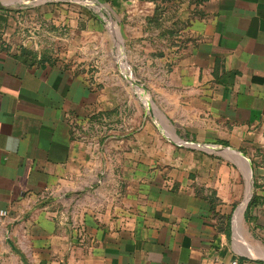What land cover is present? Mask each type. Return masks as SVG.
<instances>
[{
	"label": "crops",
	"instance_id": "crops-1",
	"mask_svg": "<svg viewBox=\"0 0 264 264\" xmlns=\"http://www.w3.org/2000/svg\"><path fill=\"white\" fill-rule=\"evenodd\" d=\"M0 1V264L264 262V0L122 1L147 97L101 25ZM174 133L250 159L249 215L246 158Z\"/></svg>",
	"mask_w": 264,
	"mask_h": 264
},
{
	"label": "rangeland",
	"instance_id": "rangeland-1",
	"mask_svg": "<svg viewBox=\"0 0 264 264\" xmlns=\"http://www.w3.org/2000/svg\"><path fill=\"white\" fill-rule=\"evenodd\" d=\"M46 0H42L43 4H45ZM119 4H113L110 0H59V19L63 21H74L75 23L78 22V27L80 30H85L86 26L90 24L95 34H92L90 37L97 38L98 34V26L101 25L100 29H103L101 32L100 37H104L103 34L108 38L107 40V48L106 58H107V65L113 66L116 70H121L125 73V76L128 77V81L131 79L136 81L139 85L140 96L147 97V93L143 90L147 84V74L149 73V68L146 60L145 49L142 47V42L137 40L133 41L134 46L136 47L139 44V47H136V51L139 54L138 56L133 55L130 51L131 46L123 40L124 31H122L121 27L124 28L125 25H129V23H134L135 16L132 14V8H128L126 11V17L120 16L117 13L122 6V1L126 0H118ZM142 2H154L151 0H139ZM156 6L159 4L162 7V3L158 1L157 3L154 2ZM134 8V6L132 5ZM64 12V13H62ZM152 17L147 16L146 20L148 25H154L157 27H162L160 24L157 25L156 21H150L149 19ZM123 18V19H122ZM47 21V20H45ZM159 22L160 19L158 20ZM175 30L173 29L174 32ZM64 32L68 33V31L64 30ZM106 32V33H105ZM126 32V31H125ZM166 33H169L167 31ZM171 35H173L171 33ZM96 44V43H95ZM130 47H129V46ZM95 53L98 54V47H94ZM160 53V52H158ZM157 53V54H158ZM123 63V64H122ZM126 80V79H125ZM125 85H129V83ZM146 93V94H145ZM151 101V100H150Z\"/></svg>",
	"mask_w": 264,
	"mask_h": 264
},
{
	"label": "water",
	"instance_id": "water-1",
	"mask_svg": "<svg viewBox=\"0 0 264 264\" xmlns=\"http://www.w3.org/2000/svg\"><path fill=\"white\" fill-rule=\"evenodd\" d=\"M42 0H24V1H20V2H24V3H28V4H32V3H39L41 2ZM0 4H2V1H0ZM132 81V83L134 85H138V83L134 80H130ZM151 112L153 113V109L152 107L150 108ZM160 115V117L167 122L168 118H166L160 111H157ZM174 137L178 140V142H181L182 144H185V145H189V146H193V147H197V148H201V149H204V150H208V151H212L214 153H228V152H236L238 154H240L241 156L245 157L246 160L248 161L249 163V172H250V189H249V194H248V197L246 198L244 204L242 205V212L244 213L245 210L247 209L248 207V204L253 196V193H254V176H253V166H252V163L250 161L249 158H247L245 156V154H243L242 152H240L239 150H236V149H230L229 147H220V146H217V145H213V144H206V143H198V142H188V141H182L179 137H177L175 135V133L173 134Z\"/></svg>",
	"mask_w": 264,
	"mask_h": 264
},
{
	"label": "trees",
	"instance_id": "trees-1",
	"mask_svg": "<svg viewBox=\"0 0 264 264\" xmlns=\"http://www.w3.org/2000/svg\"><path fill=\"white\" fill-rule=\"evenodd\" d=\"M110 1H112V3L113 4H119V1L118 0H110ZM151 1H154V2H158V1H160V2H165V1H170V0H151ZM162 13H163V7H161L159 4L156 6V10H155V13H154V15L149 19V22L150 21H156V24L157 25H159L160 24V22L158 21L159 19H160V17L162 16ZM169 33L171 34H173V32H170L169 31ZM257 184V183H256ZM257 195H254L253 196V198H252V200L250 201V204H249V206H248V209H247V212H246V214L247 215H249V211H250V209L253 207V206H255L256 204H257Z\"/></svg>",
	"mask_w": 264,
	"mask_h": 264
},
{
	"label": "built area",
	"instance_id": "built-area-1",
	"mask_svg": "<svg viewBox=\"0 0 264 264\" xmlns=\"http://www.w3.org/2000/svg\"><path fill=\"white\" fill-rule=\"evenodd\" d=\"M5 216H7V211L0 210V218ZM231 264H240V262L238 260H234ZM243 264H247V263H243ZM262 264H264V262Z\"/></svg>",
	"mask_w": 264,
	"mask_h": 264
}]
</instances>
